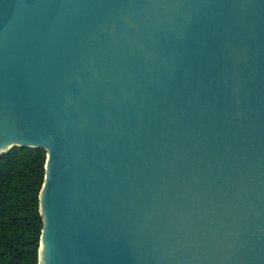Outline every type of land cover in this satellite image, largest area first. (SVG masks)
Returning <instances> with one entry per match:
<instances>
[{"label": "water", "instance_id": "95a60500", "mask_svg": "<svg viewBox=\"0 0 264 264\" xmlns=\"http://www.w3.org/2000/svg\"><path fill=\"white\" fill-rule=\"evenodd\" d=\"M15 146L38 264H264V0H0Z\"/></svg>", "mask_w": 264, "mask_h": 264}, {"label": "trees", "instance_id": "16d2710c", "mask_svg": "<svg viewBox=\"0 0 264 264\" xmlns=\"http://www.w3.org/2000/svg\"><path fill=\"white\" fill-rule=\"evenodd\" d=\"M45 151L12 147L0 155V264H38V194Z\"/></svg>", "mask_w": 264, "mask_h": 264}]
</instances>
